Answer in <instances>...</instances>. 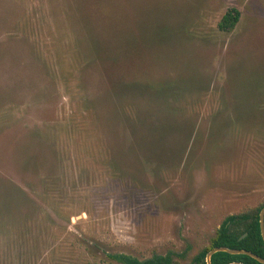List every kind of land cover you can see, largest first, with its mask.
I'll list each match as a JSON object with an SVG mask.
<instances>
[{"label":"rangeland","instance_id":"374dc122","mask_svg":"<svg viewBox=\"0 0 264 264\" xmlns=\"http://www.w3.org/2000/svg\"><path fill=\"white\" fill-rule=\"evenodd\" d=\"M262 205L264 0H0V264H187Z\"/></svg>","mask_w":264,"mask_h":264},{"label":"trees","instance_id":"16d2710c","mask_svg":"<svg viewBox=\"0 0 264 264\" xmlns=\"http://www.w3.org/2000/svg\"><path fill=\"white\" fill-rule=\"evenodd\" d=\"M239 19L236 9L227 10L217 23L220 31L229 33ZM264 205L254 211H245L240 214L229 215L223 219L209 244L200 250L187 264H206V253L215 247H226L251 252L264 259V244L259 232L258 213ZM244 235V236H243ZM111 260L121 264H186L185 253H167L164 256L153 255L149 259L139 261L126 255L110 256ZM260 264L246 255H232L225 252H216L210 256V264ZM99 264H111L102 262Z\"/></svg>","mask_w":264,"mask_h":264},{"label":"water","instance_id":"95a60500","mask_svg":"<svg viewBox=\"0 0 264 264\" xmlns=\"http://www.w3.org/2000/svg\"><path fill=\"white\" fill-rule=\"evenodd\" d=\"M258 224H259L260 236L264 244V206L260 209L258 213ZM216 252H225L227 254H232V255H246L257 261L258 263L264 264V259L252 254L251 252L244 250H237V249H229L226 247H215L210 249L205 255L206 264H210V256ZM232 264H241V263H232Z\"/></svg>","mask_w":264,"mask_h":264},{"label":"flooded vegetation","instance_id":"af4514ba","mask_svg":"<svg viewBox=\"0 0 264 264\" xmlns=\"http://www.w3.org/2000/svg\"><path fill=\"white\" fill-rule=\"evenodd\" d=\"M244 236V235H243Z\"/></svg>","mask_w":264,"mask_h":264}]
</instances>
